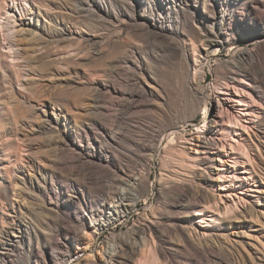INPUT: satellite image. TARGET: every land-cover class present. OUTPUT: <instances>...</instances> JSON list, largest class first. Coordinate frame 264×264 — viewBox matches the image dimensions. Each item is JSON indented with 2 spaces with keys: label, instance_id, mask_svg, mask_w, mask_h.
<instances>
[{
  "label": "rangeland",
  "instance_id": "obj_1",
  "mask_svg": "<svg viewBox=\"0 0 264 264\" xmlns=\"http://www.w3.org/2000/svg\"><path fill=\"white\" fill-rule=\"evenodd\" d=\"M97 1L104 9L108 7L107 9L110 11V16L106 15L103 8L97 6V4L92 6L93 11H96L97 14L94 12V15L86 14L80 6V0H0V200L2 202H0V240L4 239L7 235L6 233L9 234V231L11 232V230H14L17 225H21L25 233L24 247H22L23 249H20V253L16 256L13 255L7 261L0 260V264H17L19 261L27 262L30 259L34 262L37 258V254H40L39 245L42 244V240L44 242L47 238L46 232L49 230L51 231L53 224L58 221L56 219V221L54 220L53 222L49 220L48 212H45L47 210H41L39 207L42 205V202L40 201L41 195L37 191L39 182H46L48 188L56 189L59 193H62L65 191L63 186H66L69 180H78L82 185L85 200L87 202H89V200L91 202L100 197H96L92 194L98 190V187L96 186L109 181V178L103 176V174L99 173L97 169L88 168L87 164L83 162H74L73 159L71 162V159L69 158L70 152L69 150L67 152V149H65L67 148L68 140L73 137H77V140H80L82 144L87 145L86 137L84 133L79 130L80 127L78 128V126L89 121L87 119L93 118L91 117V111L95 109L92 104L94 105V99L98 93H107L108 90L106 89H108L109 86L117 85L116 87L119 86L118 88L128 93V95L132 91V93L135 94L140 93L143 97L141 99L137 97L134 99H130L129 97V99H127L128 102L130 101L132 103L133 101V104L135 105V103L137 104L140 100L146 98L154 99L155 96L160 95L159 93L165 92L169 95V115L171 120L179 123V130L176 132L177 138L184 136L187 132H191L196 129L197 125L201 124L204 115L203 106L205 103H209L205 120L214 118L218 113L217 102L213 99V81L220 76L221 72L225 69V60L230 58L228 45L220 48L219 55L216 58H212L210 60V65L204 67L203 71L197 70L195 73V70L192 69L193 64L191 62L193 60L192 58L196 57L198 53L195 48H200V43L195 40L192 35H190L191 40L189 39V36H182L181 40H184L185 44H187H183L184 50L182 48V53H186L190 58L192 57L190 59V67L188 70L190 73L188 72L187 74L186 71H184V68L185 70L187 69V64L181 59V57H176L170 61H164L166 56L164 53L166 51L161 44L162 41L159 39L160 37L157 36L151 28L148 30L147 25L143 24V17L140 16V13L146 15L148 13L150 14L156 6L163 2L162 0H150L149 2L148 0H143V3L135 7L136 12L140 11L137 16L133 15L129 6L126 4L123 5L124 2L122 0ZM203 1L204 0H196V2H194V0H190L191 4H196L200 9L203 8ZM183 2L185 3V1L182 0L178 1V4L183 5ZM5 5L13 6L12 10L14 9L13 13H16V18L19 17L20 13H22V15L26 14L34 18L36 17L40 25V30H37V32L43 34L42 36L46 35L44 37L45 39L47 38V42L44 44L45 41L43 40V43H39L40 48L42 49L39 50V48L37 52H35L37 53L34 54L35 56L32 54L27 55L28 57L25 58L28 60L17 57L18 55L17 53H14V49H10L9 47L8 31L5 30L6 28L2 29L7 22V19L5 18L7 14L4 12V8H2V6L4 7ZM18 6L20 8H18ZM111 9L114 10L112 11ZM31 11L32 13L29 14ZM114 11L118 13L119 16L114 14ZM115 17H117V19H115ZM61 20L63 22H61ZM169 20L172 21L171 23L173 25L178 24L180 26L181 21H183V15L179 13L178 19L171 17ZM128 21L131 23L134 22L133 25ZM57 22L61 24H57ZM18 23L19 22L17 21L16 24ZM138 23L139 25L142 23L143 27H141V25H137V27L136 24ZM55 25L57 27H63L64 29H76L73 34L76 36H71V39L68 38L63 41H61V39L55 40V38H53V41V36L50 37L49 35H52L54 30L52 28H54ZM193 26H196V23ZM139 27L141 29H139ZM194 29L196 28L194 27ZM75 32H78L79 35ZM87 37L89 38L87 39ZM189 41L191 42L190 44L187 43ZM240 45L250 46V38H244L241 40ZM30 51L31 50H27V53H30ZM157 57L160 59H157ZM139 62L141 63L140 65L144 64L142 67H144L146 72L154 74L155 77L156 75H159L158 80L160 81L152 82V89H149L148 85H146L147 82H143L146 81L145 78L144 80L140 79L141 83L139 82L135 84L136 87L133 86L134 84L131 83V80L129 79V74L134 70V64H139ZM33 64L35 66H33ZM108 83H110V85ZM112 83L114 85H111ZM140 85L145 87L142 86L145 91H149L148 94L145 93ZM99 89L102 91L100 92ZM137 91H139V93ZM144 95L146 98H144ZM99 104H97V108H99L100 111L99 109H96L97 115L95 116L98 120V125L106 128L112 126L113 128H110L116 132L117 136V132L121 133H119L121 137H117L118 140L115 138L118 141V145L116 146V149H118L117 152L119 153L117 157L118 165L132 172L133 169L140 171V169L144 170L146 168L144 172L147 175V189L144 196L147 199L140 197L137 206L132 212L127 214L124 218H121L119 221L117 220L107 225L100 236L92 241L90 249L95 252L99 251L100 247L106 244L111 233L116 234L127 232L136 224H139L143 219L142 215L149 213V210H152V215H154L155 212V215H157V213L159 215L164 214L163 218L167 223H185L189 226L191 225V227L192 225L197 226L195 220L199 215H192L193 217H191V220L189 221L185 216V213L180 210L173 209L170 214V212L165 209L166 205L170 204V201H172V190H169L170 188L167 186L166 182L172 172L171 169L178 167V161L174 159L173 156H169L171 154H168V152L162 148L156 153L148 166H144L140 160H138L140 151H138V148L135 146V142L138 140L139 136V140L141 139L142 135H139L140 132L142 134V130H144L143 132L146 130L148 133L144 139L145 141H151L153 139L152 135L159 130L158 126L160 124L165 125L167 119L159 114V112H154L153 109H148L142 106L138 107L139 109L141 108L139 111L137 107H129L127 104H122L118 106L119 108L116 107L113 110V107L110 109L111 106H106L104 103ZM254 108H256L258 112H263V116L261 115L260 122L257 123V125H252V127L254 126L252 128L254 133L251 131L253 135L251 132V137L244 135L246 136L247 141L249 140L248 143H251V148L254 146L253 141L257 142L259 140L257 143L255 142L258 145V148L257 151L255 150L256 147L253 148L254 150L250 148L251 150H249L251 152L249 151L248 154L244 155V153L241 152L239 155L241 161H244L242 163L244 166L249 167L246 162H250L251 165L253 164L252 166L256 171H258L257 173L261 178L256 177V180L259 179L256 183H260L261 191L259 193L253 192L254 194L250 191L252 195H244L247 199V204H252V206H248L245 202L248 209L253 207L252 210L250 209V211H248L250 212V215L246 218V221L242 220L241 217L237 219L238 222L234 221L236 219H234V217L239 214L232 209H230V212H228V214L226 213L227 215L223 218L214 215L215 218L218 217L219 219H214L210 224L212 226L214 225L212 228L220 237L218 236V239L216 240V236L212 241L208 242L201 241V243H199V241L194 246L196 249L187 247L183 238L178 233L176 234L175 231L168 229L169 231L166 232V230L163 231L159 229L160 232H155V234H161L160 236L164 239L158 235L159 239L157 238V235L153 234L156 237L153 236L150 248L144 251L143 254L137 255V259L140 258L138 264H201V262L202 264H264V99L258 100V103L254 105ZM151 110H153V112ZM87 111H89V113ZM158 114L160 115V118L157 117ZM154 117L158 122L153 120ZM47 118L52 122H50L49 125L45 121ZM101 119L105 122V126L102 125ZM44 123L45 125H43ZM116 124H119L120 126ZM50 126L53 127L50 129ZM74 128H76V130H74ZM121 130L125 135L122 134ZM103 131L105 130L101 128L97 130L96 134L102 132V135H104L105 132ZM67 132L69 133L70 138L66 135ZM77 135L81 136L78 137ZM60 138L64 140L62 141L61 139L62 142L60 141L63 149H65L64 151H60L57 148V143H59ZM170 138L173 137L170 136ZM124 140H127L130 145ZM175 141L176 139L174 142ZM64 154L67 155V157L64 156ZM243 155L245 157H243ZM56 156L59 157L56 158ZM63 156L64 158L62 159ZM81 164H84V166ZM142 165L144 168H142ZM89 169H93V171L97 170L95 171L96 174L102 176H100L101 182L99 184L92 186L85 184V179H87L86 174H88L87 171ZM241 169L243 168L239 167L238 170ZM14 181L17 183L16 190L12 188V183H15ZM9 183H11V185ZM236 187H234V192L242 195L238 193L241 187ZM18 192H20L22 196L25 195L22 197L19 194V197V195H16ZM29 192L33 194V199H30ZM213 195L214 193L212 189L208 187L207 199L210 203L206 200V203L204 202V204H207L209 207L207 208L203 204L208 210H214L216 207V205H213V198L215 197ZM2 204H4V208ZM203 206H201V208ZM152 207L155 211H153ZM227 210L229 211L228 208L226 211ZM176 211L179 212L177 213ZM195 212L197 211H194V213ZM79 213L80 215L82 214L81 216L83 217L87 214V210L82 209ZM207 213L208 217L211 212ZM251 214L253 216H251ZM64 221L65 220L61 222L64 224L60 225H63L67 230L74 232L72 224ZM7 230L8 232H6ZM72 235L71 244L75 247L76 244L73 241L74 234ZM28 243L33 245V252L32 250L29 252ZM188 253H191V255L189 254L188 256ZM194 255H196L195 257L198 258V260L194 258ZM188 257L191 259L193 258V260ZM71 258L72 257L70 256L62 264H70V261L73 260V258ZM195 261H198L199 263Z\"/></svg>",
  "mask_w": 264,
  "mask_h": 264
},
{
  "label": "bare ground",
  "instance_id": "obj_2",
  "mask_svg": "<svg viewBox=\"0 0 264 264\" xmlns=\"http://www.w3.org/2000/svg\"><path fill=\"white\" fill-rule=\"evenodd\" d=\"M122 1L124 2L123 5L126 4L127 6H129L132 10L133 15L137 16L138 12L140 11L136 12L135 7L139 6L145 0L144 1L122 0ZM149 1L150 0H148V2ZM162 1L163 2H161L158 6H156V8L154 9L152 8L153 10L150 9L152 11L150 12V14L148 13L149 15L140 13V16L143 17V21L145 22V23L143 22V24L147 25L148 30L149 28H151L152 30H154L153 32L160 37L159 39H161L162 41L161 44L164 50L166 51L164 53L166 55L164 61L165 60L170 61L171 59H175L176 57H181V59L187 64L186 67L187 69L185 70L184 68V71H186V73L188 74L190 61H191L190 59L192 57L190 58L186 53H182V48L184 50L183 44H185V41L181 40L182 36H187V37L189 36L190 39L191 37L190 35H192V37H194L195 40H197L200 43V48L198 49L197 47L195 48L198 53L196 57L192 58L193 60L191 62L193 64L192 69L195 70V71L193 70L195 73L197 70L203 71L204 67L210 65V60L212 58H216L219 55L220 48L226 45L229 46L228 52L230 53V58L225 60V69L223 71L220 69L222 71L220 76H218L213 81V88H214L213 99L217 102L218 105L217 115L214 118L205 120L209 106V103H205L203 106L204 115L202 117L201 124L197 125L196 129L192 130L191 132H187L184 136L177 138L176 132L179 130V126H178L179 123H176V121L174 122L171 120V117L169 115V110H170L169 95H167L165 92L159 93L160 95L155 96L154 99H147L146 96L144 95L145 96L144 98L146 99L140 100L143 97L140 95L139 91H137L139 94L132 93L133 92L132 91L128 95V93H126L125 91L120 90L118 88L119 86L116 87L117 85L115 86L112 83L111 85L114 86H109L108 89L105 88L106 90H108L107 93L104 92L103 93L104 95L98 93L95 99L93 98L94 105L92 104V106H94L95 109L91 111L92 114L91 117L93 118L87 119L89 121L85 122V124L83 125L81 124V126H78V128L80 127L79 130H81L86 137L87 145L82 144L80 140L76 139L77 137H73L68 140L67 148H65L66 145L64 148L67 149V152L69 150L70 157L69 156L68 157L71 159V162L72 159L74 162H78V163L83 162L87 164L88 168L97 169L99 173L103 174V176L108 177L109 181L105 182L104 184L103 183L100 184L101 186L100 185L96 186L98 187V190L93 192L94 194L92 195L96 197L97 196L100 197L98 199L94 198L95 200L91 202L90 200L89 202L85 200L84 190L82 188L81 183H79L78 180H72L70 178L71 180L68 181L66 186L62 185L63 188L65 189V191H63L62 193L61 192L59 193L56 189L54 190L52 188H48L46 182L44 183L39 182L37 186V191L41 195L40 201L42 202V205L41 204L38 205H41L39 206L41 210L42 209L44 211L47 210L45 212L46 213L48 212L49 220L53 222L56 219L59 222L57 221L58 223L56 222L55 224H53L51 231L50 230L48 232L45 231L47 234V238L44 242L42 240L41 242L42 244L39 243L40 254H37V258L34 260V262L33 260L30 259L27 262H22V261H19V263L16 262L17 264H62L70 256L73 258V260L71 261L69 260L70 264H138L140 258L137 259L138 258L137 255L143 254L144 251L150 248V243L153 241L152 240L153 236L157 235V233L155 234V232H158L159 229L163 231L166 230V232L169 230L175 231L176 234L178 233L183 238L185 245H187V247L194 249L195 248L194 246L199 241H200L199 243H201V241L202 242L212 241L213 238H215L216 236H217L216 240L218 239L219 234H217L212 228L214 225L212 226L210 224V222H213L214 219L218 218V217L215 218L214 215L223 218L228 214V212H230V209L237 211L239 214L236 216L234 215L235 216L234 219L236 218L234 221H237L239 217H241L242 220L246 221V218L250 215L249 214L250 212L248 211H250V209L252 210L253 207L248 209V206L249 205L252 206V204H247L246 202L247 199L244 197V195L245 196L252 195L253 192L259 193L261 191L260 183L259 184L256 183L257 180L259 181V179L256 180V177H259V174L257 173L258 171H256V169L252 166L253 164L251 165L250 162L245 161L246 163H248L249 167L244 166L242 164L244 161L243 162L241 161L239 154L243 152L245 155L248 154V152L254 147H256L255 149L256 151L258 148L257 147L258 145L256 143L259 140L257 142L253 141L254 146H252L253 148H251L250 146L251 143L250 144L248 143L249 140L247 141L245 135L251 137L250 132L253 130L252 128L254 127V126L252 127V125L253 124L257 125V123L260 122L261 115L263 114V112H258L256 110L257 107L254 108V105L258 103V100L264 99V0H204L202 3L203 6L202 9L197 7L196 4L193 3L191 4L190 0H182L185 1V3L183 2L184 3L183 5L178 4V1L181 0H169V1L162 0ZM194 2H196V0H194ZM94 4H97V6L103 8V6L97 0H80L81 8L88 15H94V13H96V11L94 12L92 9V6ZM12 7L13 6H8V5L7 6L5 5L4 7L2 6V8H4V12L7 14L5 17L7 19V22L5 24V27L2 26L3 27L2 29L6 28L5 30L8 31L7 32L9 37L8 43L10 49L11 48L14 49L15 51L14 53H17L18 55L17 57L24 59L25 57L27 58L28 57L27 55L29 54L32 55L37 54L35 52H37V50L40 48L39 43H43L44 40L45 41L44 44H45L47 42L46 41L47 38L45 39L44 37L46 35L42 36L43 34L37 32V30H40V25L36 17L34 18L26 14L22 15V13H20L19 17L16 18L15 15L16 13L15 14L13 13L14 9L12 10ZM18 8L20 7L18 6ZM107 8L106 9L103 8V11L105 12L106 15L110 16L111 15L110 11ZM30 13H32V11L29 12V14ZM179 13L183 15V21H181L180 26L176 23H175L176 25H173L171 23L172 21L169 20V18L173 17L175 19H178ZM114 14L118 15V13L116 12ZM115 19H117V17H115ZM17 21L19 22L18 24H16ZM61 22L63 21L61 20ZM133 23L131 24L133 25ZM195 23L196 26H193L195 25ZM57 24H61V23L57 22ZM137 25L138 26L141 25V27H143L142 23H140V25L138 23L136 24V26ZM194 27L196 29H194ZM52 29H54L53 33L52 35L50 34L49 36L50 37L53 36L52 39L55 38V40L61 39V41L66 40L71 36H74L73 35L74 31H76V29L75 30L72 29L70 30L69 28L64 29L63 27H57L56 25ZM139 29L141 28L139 27ZM75 33L78 34V32ZM172 35L178 37H174ZM89 37H87V39ZM244 38H250L251 41L250 46L240 45V41L243 40ZM187 43L190 44L191 42L189 41ZM41 49L42 48H40L39 50ZM27 50H31L30 53L29 52L27 53ZM157 59L160 58L157 57ZM140 64H141L140 62L139 64L137 63L136 65L134 64L133 66L134 70L131 74H129V79L131 80V83L134 84L133 86H135V84L140 82V79L144 80L145 78L146 81L143 82H147L146 85H148L149 89H152L153 88L152 82L160 81L158 80L159 75L157 76L156 74L158 73L153 71L154 73H156L155 74L157 77L156 78L154 74L146 72L144 70V67H142V65L144 64L142 65ZM33 66L35 65L33 64ZM108 84L110 85V83ZM144 88L142 89L144 90ZM99 90L100 92L102 91L101 89ZM148 92L145 91L146 94H148ZM129 97L130 99H134L136 97L140 98L139 99L140 102L137 101L139 104L135 103L134 105L133 101L132 103L130 101L128 102L127 99H129ZM99 103L100 104L104 103L106 106H111L110 109H112L113 107V110L116 107L119 108L118 106L122 104H127L129 107L133 106L135 108L136 107L138 108L139 106L148 109L151 108L154 110V112H159V114H161L162 116L165 117V119H167L166 124L163 123L165 125H161L159 123L160 124L158 126L159 130H157V132L152 135L153 139L151 138L152 139L151 141H145L144 139L148 133L146 130L145 132H143L144 130H142V134L140 132L139 135H142V137L139 140L140 137L139 136L138 140H136L135 142V146L138 148V151H140V154L138 156L139 159L138 158L137 159L140 160V162L144 166H148V164L153 160V157L156 155V153L162 148L165 149V151H167L168 154H171L169 156L171 157L173 156L174 159L178 161V163L176 162L178 164V167L171 169L172 172L170 174V177L168 175L169 178L167 179L168 181L166 182L167 186L170 188L169 190H172V201H170L171 202L170 204L167 203L168 205H166L165 209L168 212H170V214L173 209H178L181 212L185 213V216L188 218L189 221L191 220V217H193L192 215H199L198 218L195 220L197 226L192 225L191 227V225L189 226L185 223H173V222L167 223L163 218L164 214L159 215L157 213L158 215L157 216L155 215L156 214L155 212V214L153 213L154 215H152V210L151 211L149 210V213H145L142 215L143 216L142 221L139 220L141 222L139 224H136L133 228H131L132 230L129 229L125 233H116V234L111 233L106 244L100 247L99 251L95 252L90 249L92 241L96 237L100 236V234L107 225L117 220L119 221L121 218H124L127 214L132 212L137 206L140 197H144L145 199H147L144 196L145 191L147 189L146 188L147 175L144 172L146 168L144 170L140 169V171L139 170L136 171L133 169L132 172L118 165L117 157L119 153L117 152L118 149H116V146L118 145L117 137L120 136L119 135L120 132H117L118 133L117 136L116 132H114V130L110 128L112 126L108 125L109 127L107 126L108 128H106L102 126L100 127L98 125V120L96 119L95 116L97 115L96 109H99L97 108L98 107L97 104ZM153 110L151 111L153 112ZM87 112L89 113V111ZM159 114L157 117L160 118ZM153 120L155 122H158L156 121L157 119H155V117ZM45 121L47 122L48 125L51 122L50 119L48 118L45 119ZM104 123L105 122H103L102 120V125H104ZM43 125H45V123ZM51 127L53 126H50V129ZM101 128L105 130L103 131L105 132V134L102 135L103 134L102 132L100 133L98 132L99 134H96L97 130ZM74 130H76V128H74ZM122 134L124 133L122 132ZM66 135L70 138L68 132L66 133ZM77 136L79 137L81 135H77ZM170 136H172L173 138H170ZM61 139L62 138H60L59 143H57L58 146L57 148L60 151H64L65 149H63L62 144L60 143ZM175 139L176 141L174 142ZM62 141L64 140L62 139ZM125 142H127V140ZM244 155L243 157H245ZM64 156L67 157V155L65 154ZM64 156L62 157V159L64 158ZM57 157L59 156H56V158ZM81 165L84 166V164ZM144 166L142 168H144ZM239 167H242L243 169L238 170ZM95 171H93V169H89L87 171L88 174H86L87 179H85V184L92 186L99 184L101 182L100 180L101 175L99 176L98 174H96ZM9 184L11 185V183ZM16 184H17L16 182L12 183L13 187L12 186L11 187L14 188V190L17 189ZM51 184H52V180H51ZM236 186H238L239 188L241 187L238 193L242 195H239L237 194V192L236 193L234 192V187ZM208 187L212 189L214 193L213 196H215L213 198L214 200L213 205L214 206L216 205L217 208L215 207L216 208L215 209L213 207L214 210H211L210 208H209L210 210L206 209V207L208 208L209 206H207V204H204L206 200L209 202V200L207 199ZM13 194L15 195L14 192ZM19 194L20 192H18V194L16 195ZM28 194L30 199L34 198L32 193L29 192ZM245 202L248 206L245 204ZM203 204L206 207H204ZM2 206L4 208V204H2ZM201 206L203 207L201 208ZM154 208L153 211H155ZM227 208L229 209V211L228 210L226 211ZM82 209L87 210V214L83 217L81 216L82 214L80 215L79 213V211ZM194 211L197 212L194 213ZM176 212L178 213L179 211ZM207 212H211V214L208 215V217H207L208 214ZM251 216L253 215L251 214ZM61 220L62 221L65 220L68 223H71L74 232L67 230L66 228H64L63 225H60V224H64L61 223L62 222ZM8 230L6 232H8ZM6 234L7 235L4 237V239L0 240V260L2 261H7L13 255L14 256L18 255L20 253V249L24 247V241H25V233L21 225H17V227L14 230H11V232L9 231V234L8 233ZM72 234H74L73 241L76 244L75 247H73L71 244V236H73ZM158 235L157 238H159ZM28 244H29L28 248L30 250L29 252H31V250L33 252V245H31L30 243ZM191 253H188V256L189 254L191 255ZM195 256L196 255H194V258L198 260L199 254H198V258H196ZM191 260H193V258Z\"/></svg>",
  "mask_w": 264,
  "mask_h": 264
}]
</instances>
